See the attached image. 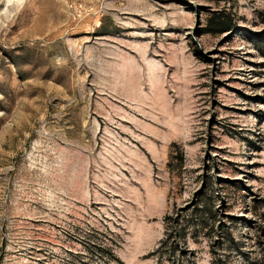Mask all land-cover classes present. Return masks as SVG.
<instances>
[{
	"label": "rangeland",
	"instance_id": "1",
	"mask_svg": "<svg viewBox=\"0 0 264 264\" xmlns=\"http://www.w3.org/2000/svg\"><path fill=\"white\" fill-rule=\"evenodd\" d=\"M192 263L264 264V0H0V264Z\"/></svg>",
	"mask_w": 264,
	"mask_h": 264
},
{
	"label": "trees",
	"instance_id": "2",
	"mask_svg": "<svg viewBox=\"0 0 264 264\" xmlns=\"http://www.w3.org/2000/svg\"><path fill=\"white\" fill-rule=\"evenodd\" d=\"M212 25L215 28H218L219 30H224L226 28H229L231 23L225 17H218L216 21L213 22ZM185 239H186L185 229L183 228L178 229L177 221H175V223L171 225H167L165 238L163 239V241L161 242V244L154 253L157 255V258L159 260L166 256H168V258H173L176 256L178 251L181 250V245L184 244ZM181 251L183 254H187L186 251L184 250ZM104 252L107 253L108 256H110L111 258H115L114 254L112 253V250L107 249ZM192 264H196V263H192Z\"/></svg>",
	"mask_w": 264,
	"mask_h": 264
}]
</instances>
